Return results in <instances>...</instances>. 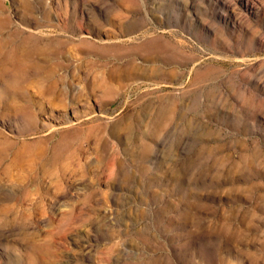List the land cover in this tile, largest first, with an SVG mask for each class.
I'll return each mask as SVG.
<instances>
[{"label": "rangeland", "instance_id": "1", "mask_svg": "<svg viewBox=\"0 0 264 264\" xmlns=\"http://www.w3.org/2000/svg\"><path fill=\"white\" fill-rule=\"evenodd\" d=\"M0 21L39 67L0 71V264H264V0H0Z\"/></svg>", "mask_w": 264, "mask_h": 264}, {"label": "bare ground", "instance_id": "2", "mask_svg": "<svg viewBox=\"0 0 264 264\" xmlns=\"http://www.w3.org/2000/svg\"><path fill=\"white\" fill-rule=\"evenodd\" d=\"M0 27H1V21H0ZM10 41L11 40H9L8 38H0V71H4L6 69H11L12 73L14 71L15 83L19 84L21 82L20 79L23 75L26 76L27 72L33 73L39 67L33 63V55H32L33 52L32 50H29L27 47L28 43L30 42L29 37L22 38V40H20V42L18 43V45L15 47L14 50H13V47L10 48L11 46H9L8 44L10 43ZM161 46L162 44L151 41V42L146 43L144 47L141 49L146 51L147 55L155 57V55L157 56L156 53L159 50H161ZM84 52L86 55L89 54V56L91 54H95V55L97 54L100 57L102 56L107 57L106 55L108 53L115 52L117 57L120 58V57H124L125 55H129L131 51H125L123 50L121 46H116V45L97 46L95 44L89 43V45L85 48ZM92 63H93V66L91 68L90 76L93 78L92 79L93 83H97L99 81H104V80L106 81V79L110 78L111 75H110L109 70L107 69L108 68L107 66L109 64L100 65L99 61L96 59H94ZM115 65H117L118 71L120 72L119 75L122 78H126L134 74L137 69V66L135 65L134 61L131 58L127 59L123 63H120V64L117 63ZM48 75L49 77H51L50 79L52 78L53 79L51 82L49 81L50 83L47 85V87L43 91L45 92L46 95L49 96L52 104L57 105V106H65L66 104L65 99L67 96V91L64 89L65 87L63 88L61 86V83L64 80L63 77H57V76L55 77V69L53 67L49 70Z\"/></svg>", "mask_w": 264, "mask_h": 264}]
</instances>
